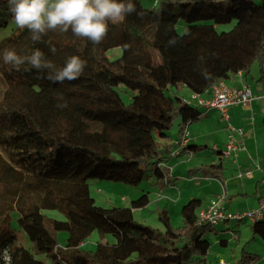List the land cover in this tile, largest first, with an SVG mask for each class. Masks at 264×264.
<instances>
[{"label":"trees","instance_id":"trees-1","mask_svg":"<svg viewBox=\"0 0 264 264\" xmlns=\"http://www.w3.org/2000/svg\"><path fill=\"white\" fill-rule=\"evenodd\" d=\"M133 2L142 15L109 24L100 44L70 30L49 31L33 42L20 28L0 42V208L10 199L7 218L0 210V264H47L45 259L48 264H205L211 246L206 236L217 228L199 221L201 199L182 206L178 227L163 208L160 231L133 217L134 208L149 202L146 194L131 207L105 208L95 203L88 181L137 186L154 177L157 184H174L166 163L202 111L169 91L186 86L192 93H208L232 74H248L255 61L260 66L256 82L264 87V0H157L149 8ZM11 20L7 0H0V28ZM179 20L187 24L180 37L175 34ZM227 23H233L230 30H217ZM171 37L177 42L169 46ZM114 47L121 54L110 59L106 53ZM37 48L57 67L72 55L86 67L78 79L60 84L27 63L17 71L3 62L4 49L23 56ZM120 85L132 91L130 102L123 101ZM64 102L67 107H57ZM175 123L173 142L168 131ZM192 148L189 141L182 152ZM12 210L30 249L11 228ZM45 210L59 211L63 219ZM251 230L264 241V216L252 222ZM60 231L67 233L64 244L57 239ZM93 232L111 234L115 242L98 241L86 249L83 243ZM257 258L243 249L237 264Z\"/></svg>","mask_w":264,"mask_h":264},{"label":"crops","instance_id":"crops-1","mask_svg":"<svg viewBox=\"0 0 264 264\" xmlns=\"http://www.w3.org/2000/svg\"><path fill=\"white\" fill-rule=\"evenodd\" d=\"M156 3L157 1L154 0L148 8L155 6ZM258 77L251 76L249 78L247 74L238 72L223 80V83L228 87H240L243 84H249L253 95V99L246 105L236 104L230 106L228 120L216 108L205 109L201 107L202 113L199 119L187 125L186 132L193 148L172 157L166 163L169 165L166 166L172 179H175L174 184L171 187L169 186L168 190L173 191L174 186L181 179L191 183L188 186L184 185L183 189L180 192L178 191V198H175L172 206L176 211H178L179 205L183 206L194 197H200L201 203L204 201L198 209V213L206 208L217 195L222 196L221 207L232 212H243L257 208L264 200V87L256 82ZM191 94L193 93L191 92ZM228 123L241 127L244 134L239 139L242 147L237 153L224 157L221 152L226 148L229 141ZM235 136L239 138L236 133ZM176 141L177 135L173 137V142ZM208 156H211V161L207 164L205 158ZM212 156H214V159ZM201 168L203 170L200 172L193 171ZM183 173L185 175L180 178L178 175ZM192 174L196 175L191 178ZM166 207L169 209L170 206ZM243 220L248 219L240 221L228 219L216 224L217 232L223 234L219 233V237H216L214 243L224 247L225 251L228 246L225 234H230L233 238L239 240L238 235H241L240 224ZM234 221L235 223L232 224ZM248 221L251 230L252 221ZM253 238L256 239L257 237L253 236ZM219 239L223 241L219 242ZM210 248L212 247H209L208 251ZM243 249L245 250L244 246L241 249L239 258ZM208 251L205 264H208L207 259L210 256ZM224 251H218V257H222L221 253H224ZM233 252L235 254V249H233ZM254 254L258 258L261 257L257 253ZM237 261L234 264H237ZM255 261L251 264H254ZM226 264L228 263L226 262Z\"/></svg>","mask_w":264,"mask_h":264},{"label":"rangeland","instance_id":"rangeland-1","mask_svg":"<svg viewBox=\"0 0 264 264\" xmlns=\"http://www.w3.org/2000/svg\"><path fill=\"white\" fill-rule=\"evenodd\" d=\"M142 5L145 7H148L149 4L154 2V0H140ZM157 1V0H156ZM233 23H227V24H220L217 26L218 31H228L231 29ZM187 24L179 20L176 24V32L175 34L179 37L186 31ZM19 27L14 23L13 20H11L6 26L0 28V42L6 38L7 36L14 33ZM107 56L110 59H114L118 57L121 54V48L120 47H114L107 51ZM249 78L258 77L260 75V66L257 61H255L250 68L249 73L247 74ZM4 83V80L0 78V85ZM64 89V88H63ZM118 90L120 92V95L125 103H128L131 101L132 91L126 89L123 85H120L118 87ZM170 94H176L179 96H183L187 101L191 100V91L186 86L180 87V89L177 91L176 88H173L172 91H169ZM203 108V107H202ZM177 123L168 131V134L171 137H175L177 135ZM216 155V154H215ZM211 156H208L205 158V162L208 164L210 163ZM214 159V156H212ZM217 158V157H216ZM167 165V164H166ZM169 166V165H167ZM185 175L179 174L178 176L181 178ZM196 175V174H195ZM192 174L190 177L193 178L195 176ZM1 182V181H0ZM190 181L187 180H179L176 185L174 186V190H168L169 186H166L162 180H160V183H156V179L154 177H149L145 180H143L139 185L132 186L128 185L123 182H117L107 179H90L88 181L89 190L91 196L94 198L95 203L99 206L109 208V207H131L132 201L138 199L142 195L146 194L149 202L144 207L140 208H134L132 210L133 217L136 221L149 225L155 229H158L160 231H164V225L159 219V214L162 210V208H165L166 206H170L169 209L166 207L167 213L170 216L171 223L174 227H178L182 225V218L180 216V211L182 208V205L178 206V211H176L172 206L175 198H178V191L180 192L183 189V186L190 185ZM171 187V186H170ZM2 189V185L0 183V192ZM173 193V194H172ZM200 198V197H199ZM9 202L4 204L2 207L4 209H1V217L7 218L8 214L6 213V205L10 203ZM203 202L199 205H203ZM171 205H168V204ZM45 213L57 218V219H63V214L56 210H45ZM18 214L15 210H12L10 212L11 220V228L12 230L17 234L19 242L25 246L26 248L30 249L32 246L31 241L28 239V237L19 229V226L16 222ZM247 219V218H244ZM232 222V224H234ZM249 221L243 220L240 224V232L241 235H238L239 240H236L231 236L230 234H225L227 240H228V246L224 251V247L220 246L218 243H214L216 240V237H219V233L223 234L222 232H208L207 238L211 242L212 248L208 251V254L210 253V256L208 257L207 261L208 264H222V262H227L228 264H234L236 260H238L241 249L244 246L245 250L248 252H253L259 254L261 257H259L254 264H264V242H262L260 239L253 238V234L248 226ZM67 238V233L64 231L57 232V239L60 244H64ZM98 241L103 242H109L113 243L115 242V238L111 234H105L101 236L98 232H93L92 235L83 243V247L86 249H94L96 246V243ZM233 249H235V254L233 252ZM224 251L222 254V257H218V251ZM47 264L49 261L45 259Z\"/></svg>","mask_w":264,"mask_h":264},{"label":"clouds","instance_id":"clouds-1","mask_svg":"<svg viewBox=\"0 0 264 264\" xmlns=\"http://www.w3.org/2000/svg\"><path fill=\"white\" fill-rule=\"evenodd\" d=\"M7 6L14 23L20 29H27L33 42H40L49 31L67 33L70 30L76 37L100 44L109 24L121 23L132 13L142 15L133 0H7ZM176 42L171 37L168 45ZM50 51L54 54L55 46ZM2 59L17 71L27 63L33 69L46 72L45 78L49 81L60 84L78 79L86 67V61L77 55L67 57L64 65L57 67L38 48L23 56L14 49H4ZM204 75L208 78L206 71ZM57 99L62 101L63 96L58 94ZM57 107H67V103H58Z\"/></svg>","mask_w":264,"mask_h":264},{"label":"built area","instance_id":"built-area-1","mask_svg":"<svg viewBox=\"0 0 264 264\" xmlns=\"http://www.w3.org/2000/svg\"><path fill=\"white\" fill-rule=\"evenodd\" d=\"M253 99L251 87L249 84H243L240 87H228L223 81L217 83L206 94L193 93L190 102L203 107L205 109L216 108L222 116L228 120V109L232 105H246ZM229 141L226 144V148L221 152L222 156L228 157L230 154H236L241 146V137L244 131L241 127L234 126L228 123ZM235 133L239 138H236ZM190 138L186 130H184L181 139L177 142L176 147L170 153L171 157H176L182 153L183 147L189 142ZM222 196L217 195L214 197L206 208L200 210L198 213L199 221L210 222L218 224L221 221L228 219L242 220L247 218L254 222L261 219L264 216V200L260 206L254 209H249L243 212L227 211L221 207L220 201ZM222 264H226L222 262Z\"/></svg>","mask_w":264,"mask_h":264}]
</instances>
